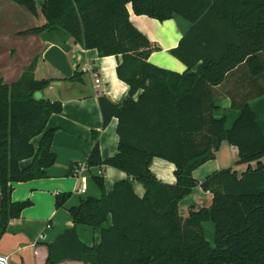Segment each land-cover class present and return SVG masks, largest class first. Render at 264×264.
Here are the masks:
<instances>
[{
  "label": "trees",
  "instance_id": "trees-1",
  "mask_svg": "<svg viewBox=\"0 0 264 264\" xmlns=\"http://www.w3.org/2000/svg\"><path fill=\"white\" fill-rule=\"evenodd\" d=\"M12 1L38 14L35 0ZM129 4L137 16L159 22L180 16L191 24L171 50L188 68L184 73L150 62L160 49L135 27ZM42 12L45 26L26 35L54 44L69 38L101 57H122L118 77L130 87L120 104L99 98L103 127L118 120L117 154L104 159L99 132L94 133L86 162L90 168L120 170L128 180L107 194L104 178H95L102 196L70 209L74 226L46 244V264H264V132L250 105L264 95V0H45ZM36 65L34 60L13 83L0 81V241L11 221L33 206L30 200L13 201V185L48 178L57 161L56 130L48 124L63 104L37 98L53 80H37ZM237 73L249 75L257 88L254 96H232L239 117L228 130L226 117L214 115L216 87ZM225 142L239 150L238 165L256 162L257 167L241 176L234 168L217 170L198 183L194 172L215 160ZM155 158L175 166L176 184L156 178L150 169ZM27 160L31 165L22 168ZM134 181L146 186L144 197L136 195ZM199 186L213 195L212 205L182 217L181 203ZM71 197L58 194L57 209ZM205 223L214 225V246ZM83 225L100 230L98 245L82 241L78 227Z\"/></svg>",
  "mask_w": 264,
  "mask_h": 264
},
{
  "label": "crops",
  "instance_id": "crops-1",
  "mask_svg": "<svg viewBox=\"0 0 264 264\" xmlns=\"http://www.w3.org/2000/svg\"><path fill=\"white\" fill-rule=\"evenodd\" d=\"M44 1L35 0L38 7V14L35 16L12 0H0V81L7 84L17 81L25 73V69L37 60L34 70L36 79L53 80L45 91L38 93L37 98L63 104L62 113L49 119L48 128L56 130L52 152L56 154L57 161L48 168V178L13 185V201L16 203L30 200L33 206L26 209L21 218L11 221L0 241V255L9 257L10 264H46L49 256L46 244H50L67 228L74 226L70 209L79 206L83 199L102 196L103 192L97 186L95 178H104L107 194L113 192L117 182L128 180L127 174L120 170L110 167L90 168L86 165L89 153L95 146L94 133L99 132L100 152L104 159L117 154L118 120L114 118L108 127H103L99 98L104 96L110 102L120 104L128 96L130 87L118 77L117 66L122 57H101L97 50H85L81 44H76L69 38L64 43L54 44L38 35H26L28 30L44 27L47 23L42 12ZM128 9L135 27L160 49L152 54L150 62L159 68L184 73L188 68L172 55L171 50L179 46L191 24L177 17L159 22L148 16H137L132 4L128 5ZM54 45L67 54L72 71L74 75H79V79L73 81L65 77L45 60V52ZM96 76L101 80L99 84L95 82ZM255 88L257 84L253 83L249 75L241 77L238 73L216 87L215 96L219 109L214 115L217 118L226 117L228 130L239 117V111L232 109V96H254ZM250 105L264 132V95L252 98ZM39 143L40 138L34 140L36 148ZM238 160L237 147L225 142L217 152L215 160L200 166L193 176L201 183L217 170L234 168L241 176L250 167H257L256 162L238 165ZM31 163V160H27L21 166L27 168ZM262 163L264 164V159ZM150 169L161 183L176 184V168L172 163L155 158ZM82 184L86 185L87 190L80 194L78 190ZM132 186L137 196L144 197L147 194L143 184L134 181ZM61 193H72V197L65 208L58 210L55 201L56 196ZM212 199L213 195L199 186L181 203L180 215L186 218L193 209L210 207ZM48 225H51L50 230L47 229ZM203 227L208 242L214 246V225L205 223ZM78 234L81 239L86 237L82 241L90 247L100 243L98 229L83 225L78 227ZM42 235L46 239H42ZM61 264L83 263L68 260Z\"/></svg>",
  "mask_w": 264,
  "mask_h": 264
},
{
  "label": "water",
  "instance_id": "water-1",
  "mask_svg": "<svg viewBox=\"0 0 264 264\" xmlns=\"http://www.w3.org/2000/svg\"><path fill=\"white\" fill-rule=\"evenodd\" d=\"M45 60L60 71L65 77H73L74 71H72L68 56L58 46L54 45L45 52Z\"/></svg>",
  "mask_w": 264,
  "mask_h": 264
},
{
  "label": "built area",
  "instance_id": "built-area-1",
  "mask_svg": "<svg viewBox=\"0 0 264 264\" xmlns=\"http://www.w3.org/2000/svg\"><path fill=\"white\" fill-rule=\"evenodd\" d=\"M100 78L98 77V76H96V84H99L100 83ZM87 190V187H86V185L85 184H82V186H80V188H79V190H78V192L80 193V194H82V193H85V191ZM50 228H51V225H48L47 226V229L48 230H50ZM41 238L42 239H46L45 238V236H41ZM0 264H10V259H9V257H7V256H3V255H0Z\"/></svg>",
  "mask_w": 264,
  "mask_h": 264
},
{
  "label": "rangeland",
  "instance_id": "rangeland-1",
  "mask_svg": "<svg viewBox=\"0 0 264 264\" xmlns=\"http://www.w3.org/2000/svg\"><path fill=\"white\" fill-rule=\"evenodd\" d=\"M177 18H179V19H183L184 21H187L186 19H184V18H182V17H180V16H178ZM188 22V21H187ZM37 96H38V94H37ZM39 99V98H38ZM36 140V139H35ZM212 224V223H211ZM84 228H87V227H84ZM88 229V228H87ZM85 232V231H84ZM82 234H83V231H82ZM82 234H81V236H82ZM85 238L86 237H82V239L83 240H85Z\"/></svg>",
  "mask_w": 264,
  "mask_h": 264
}]
</instances>
